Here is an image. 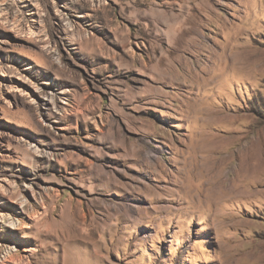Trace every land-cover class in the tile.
Here are the masks:
<instances>
[{
	"label": "rangeland",
	"instance_id": "374dc122",
	"mask_svg": "<svg viewBox=\"0 0 264 264\" xmlns=\"http://www.w3.org/2000/svg\"><path fill=\"white\" fill-rule=\"evenodd\" d=\"M0 264H264V0H0Z\"/></svg>",
	"mask_w": 264,
	"mask_h": 264
},
{
	"label": "bare ground",
	"instance_id": "6f19581e",
	"mask_svg": "<svg viewBox=\"0 0 264 264\" xmlns=\"http://www.w3.org/2000/svg\"><path fill=\"white\" fill-rule=\"evenodd\" d=\"M182 44H184V45H187V44L188 45H196V38L190 37V36L188 37L185 33H180L179 39L174 41L173 45H171L170 48L174 47V49L178 50V47H181ZM174 45H176V47ZM179 55H177L176 57H177V59H179L181 61L182 65H183L182 69H184V71L186 72L185 73L186 75L184 76V77H186L185 79H187L188 76L194 78L196 76L198 77V75L200 76V79H202V76L198 72H199V70L204 72V70H208L207 69L208 67L202 62V63H200L201 65L198 64V66H197L198 68H195L196 66L193 67V65L191 64V62L189 60H185L183 57H181V56L179 57ZM198 60H196V61L198 62ZM197 69H199V70H197ZM182 71L183 70L178 69L176 67H172V66L170 67L168 64H166V67L164 69H162V72L164 74V78H166L168 80L170 79V76L168 74L171 73V74H173V77L179 78L181 76V74H183ZM207 72L210 73L209 71H207ZM209 75H211V74H209ZM182 76H181V78H182ZM207 79L208 78H205V80H207ZM199 164H200L199 165L200 168L198 170V178L197 179L201 180V183H199L198 188L196 189V192H199L202 195H204L203 201L207 202L208 204L209 203H216L217 206L220 207V205L224 204L223 199L226 198L227 193L224 190L223 181L221 180V178H217V177L211 178V173H213L215 171L216 166L210 164V158L207 155H202L199 157Z\"/></svg>",
	"mask_w": 264,
	"mask_h": 264
}]
</instances>
